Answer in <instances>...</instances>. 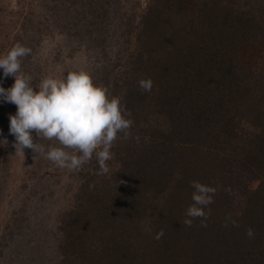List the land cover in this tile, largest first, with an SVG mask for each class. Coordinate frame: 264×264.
Returning a JSON list of instances; mask_svg holds the SVG:
<instances>
[{
	"label": "trees",
	"instance_id": "1",
	"mask_svg": "<svg viewBox=\"0 0 264 264\" xmlns=\"http://www.w3.org/2000/svg\"><path fill=\"white\" fill-rule=\"evenodd\" d=\"M94 1L89 23L107 34L119 0ZM134 1L132 14L120 11L116 61L141 140L124 146L135 136L121 134L105 175L93 157L75 170L50 264H264V59L246 70L241 55L264 45V0ZM194 180L215 190L206 227L184 223Z\"/></svg>",
	"mask_w": 264,
	"mask_h": 264
},
{
	"label": "rangeland",
	"instance_id": "2",
	"mask_svg": "<svg viewBox=\"0 0 264 264\" xmlns=\"http://www.w3.org/2000/svg\"><path fill=\"white\" fill-rule=\"evenodd\" d=\"M91 1L94 0H0V55L19 42L32 50L22 60V71L32 75L34 87L45 77L63 79L69 72L85 71L95 84L107 88L109 98L120 100L121 65L116 58L123 40L119 32L125 29L121 12L126 9L132 14L135 1L125 5L126 0H119L118 7L110 6L109 13L114 12L116 18L113 25L104 27L107 34L89 23ZM145 3L140 0L142 8ZM241 55L246 70L259 71L264 45H247ZM13 82L12 78H5L3 86L8 88ZM15 112L14 104L0 103V130L9 142L8 146L0 143V264H50L59 242L58 220L72 205L78 180L75 170L59 168L43 153L30 149L25 154L15 152L14 137L8 134V117ZM131 119L136 140L124 141V146L138 145L144 129L141 120ZM134 123L139 126L137 131ZM35 142L43 145L45 152L49 147H61L55 139L38 137ZM127 150H132L131 146ZM111 151L107 165L115 163V145ZM8 222L20 226V233L13 228L6 231Z\"/></svg>",
	"mask_w": 264,
	"mask_h": 264
},
{
	"label": "clouds",
	"instance_id": "3",
	"mask_svg": "<svg viewBox=\"0 0 264 264\" xmlns=\"http://www.w3.org/2000/svg\"><path fill=\"white\" fill-rule=\"evenodd\" d=\"M31 51L17 42L0 55V103L16 106L15 114L8 117V134L14 137L15 152L25 154L27 149L40 152L59 168L70 170L80 169L95 155L98 174H107L106 162L112 158L113 143L121 134L124 139L131 136L133 121L126 118L130 113L125 112L119 98H109L107 88L95 84L91 74L85 71L69 72L63 79L45 77L34 87L32 75L22 71V60ZM9 77L14 82L5 88L3 80ZM138 86L147 92L152 84L150 80H140ZM38 137L55 139L61 147H49L45 152L44 146L35 142ZM0 143L7 146L9 143L2 130ZM190 187L192 203L185 211L184 223L190 227L192 219L199 217L206 227L204 209L212 203L210 193L215 190L195 180L190 182ZM228 223L236 225L231 216L226 218L224 226ZM246 235L253 238L254 230L248 228Z\"/></svg>",
	"mask_w": 264,
	"mask_h": 264
}]
</instances>
